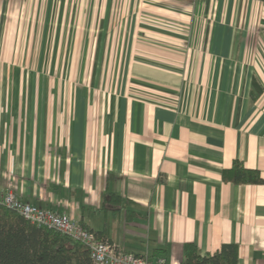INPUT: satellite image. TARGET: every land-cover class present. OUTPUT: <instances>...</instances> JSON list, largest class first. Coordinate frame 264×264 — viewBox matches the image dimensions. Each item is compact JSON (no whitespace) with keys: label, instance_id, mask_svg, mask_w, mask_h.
<instances>
[{"label":"crops","instance_id":"1","mask_svg":"<svg viewBox=\"0 0 264 264\" xmlns=\"http://www.w3.org/2000/svg\"><path fill=\"white\" fill-rule=\"evenodd\" d=\"M68 1L22 63L0 0V186L153 261L235 244L264 264V183L222 179L264 180V0H90L92 46Z\"/></svg>","mask_w":264,"mask_h":264},{"label":"trees","instance_id":"2","mask_svg":"<svg viewBox=\"0 0 264 264\" xmlns=\"http://www.w3.org/2000/svg\"><path fill=\"white\" fill-rule=\"evenodd\" d=\"M222 179L234 184H261L257 170L235 161L222 171ZM110 195L109 199H111ZM95 235L100 238L98 234ZM101 239V238H100ZM0 264H92L88 249L79 242L46 227L24 220L0 205ZM179 264H238V248L224 244L212 254L200 255L193 244L183 247Z\"/></svg>","mask_w":264,"mask_h":264},{"label":"rangeland","instance_id":"3","mask_svg":"<svg viewBox=\"0 0 264 264\" xmlns=\"http://www.w3.org/2000/svg\"><path fill=\"white\" fill-rule=\"evenodd\" d=\"M16 1L17 0H8V3L10 4L9 7H11L10 14H13L14 10H12V8H15L14 5H19V8L17 7V10L15 11L16 18H10V24H8V26H10V35L8 36L7 41H10L11 39L14 45L13 57L20 60L22 59L23 63V61H27L28 55L31 57V54L32 57L34 55H36V58L37 56H39L40 58L43 57V45H45V35L46 32L48 33L50 29L55 27V18L57 17L56 7L58 6V4L57 0ZM68 5L69 32L72 33V31H74L73 34L76 36L77 33H80L82 31V29H88L84 32L86 37L90 38V46H92L94 42L99 41V37L103 41L106 36L105 29L99 30L101 24H98L96 26V24L98 22H101V20L103 22V4L101 5L98 3L96 4L97 6L94 5L95 7H93V2H90V0H69ZM85 12L87 15L84 19L83 14ZM99 13L100 15L98 17ZM93 14L95 18H98L92 19L91 17H93ZM87 16L89 19H87ZM84 21H87L85 28L83 26ZM21 69L23 73H25L29 68L26 65L22 66Z\"/></svg>","mask_w":264,"mask_h":264},{"label":"built area","instance_id":"4","mask_svg":"<svg viewBox=\"0 0 264 264\" xmlns=\"http://www.w3.org/2000/svg\"><path fill=\"white\" fill-rule=\"evenodd\" d=\"M0 205L31 224L52 229L81 243L88 249L92 264H167L163 258L153 261L146 256L120 250L113 243L98 238L94 232L80 226L65 213L24 203L15 196L11 187L0 186Z\"/></svg>","mask_w":264,"mask_h":264}]
</instances>
